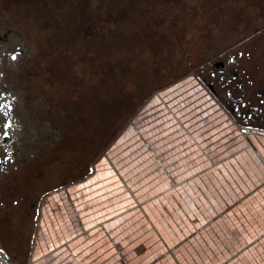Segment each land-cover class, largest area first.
<instances>
[{
	"label": "flooded vegetation",
	"instance_id": "af4514ba",
	"mask_svg": "<svg viewBox=\"0 0 264 264\" xmlns=\"http://www.w3.org/2000/svg\"><path fill=\"white\" fill-rule=\"evenodd\" d=\"M126 1L0 0V239L9 253L26 251L40 205L36 250L46 201L82 177L71 170L87 171L125 131L128 110L137 109L132 120L182 79L195 80L219 128L264 137V0H181L187 9L149 0L135 19ZM160 24L167 35L156 41Z\"/></svg>",
	"mask_w": 264,
	"mask_h": 264
},
{
	"label": "crops",
	"instance_id": "0c3cea01",
	"mask_svg": "<svg viewBox=\"0 0 264 264\" xmlns=\"http://www.w3.org/2000/svg\"><path fill=\"white\" fill-rule=\"evenodd\" d=\"M142 113L138 112L125 128L134 127L138 142L129 155L124 156L122 149L115 152L113 145L101 158L107 162L106 170L94 166L88 182L80 180L57 193L56 200L60 195L70 209L57 206L56 233L48 230L49 226L43 228L36 247H41L39 256L34 250L30 263L264 264V252L244 245L252 230L235 226L240 218L234 222L225 214L227 209L221 210L240 201L246 219L253 216L252 222H261L253 212L261 211L258 206L264 201V187L251 196L241 195L264 180V137L251 141L242 138L253 151L241 157L246 169L241 172L238 162L223 164L230 156L221 159L216 153L221 146L217 138L205 139V143L216 146L205 150L203 136L200 138L189 129L191 125L181 124L177 118L168 121L165 137H158L161 132L148 135L140 127ZM126 136L124 131L119 140L126 141ZM172 141L178 150L169 147ZM111 152L116 153V161ZM132 153L136 159L133 164L128 160ZM183 157L192 159L190 165ZM239 175L248 176L250 184L243 181L239 186L235 182ZM176 212L181 213L182 220ZM144 236L149 245L142 242ZM180 236L200 238L195 244L190 240L187 244L188 238L181 244Z\"/></svg>",
	"mask_w": 264,
	"mask_h": 264
},
{
	"label": "rangeland",
	"instance_id": "374dc122",
	"mask_svg": "<svg viewBox=\"0 0 264 264\" xmlns=\"http://www.w3.org/2000/svg\"><path fill=\"white\" fill-rule=\"evenodd\" d=\"M148 1L149 0H127L126 1L127 2L126 6L127 8H129L133 19L139 18L141 15H143L145 11L144 5ZM175 1H176V5L187 9V6L185 7V4L181 0H175ZM149 8H150V5H147L146 10ZM155 20L156 19H154L153 21ZM163 25L164 24H160L156 30V34L154 35V38L156 41L164 40L165 38L164 36L167 35L166 28L163 27ZM179 35H181V33ZM144 40L145 41L144 42L142 41V43H149V44L151 43L150 40L149 41H147L146 39ZM124 45L126 46V44ZM134 48L139 51L141 50L140 47H134ZM152 54H156V53H152ZM132 60H135V57H132ZM154 61L156 62V66H158V64L159 66H161L160 61H156V60ZM125 64L126 65L128 64V60L125 61ZM137 65H138V68H140L141 66H144L143 63L140 62V60H137ZM134 78H135L134 75L127 76V80H126L127 87H129V85H133L134 87L133 82L130 83L132 80H134ZM133 87L131 90H133ZM199 88L200 87L197 85L194 79L185 78V79H182L180 82H176L175 84L171 85L169 88L161 89L160 91H158V93L155 94L152 101L148 103L146 106H144V109H142L143 113L140 116L141 118H139L141 122L140 127H142V130L145 132V134L148 133V135H152V134H157V132H161L158 135V137H161L162 134H164L163 137H165L167 133L166 127H167L168 121L172 122L174 118H177L181 124L183 123L186 126L191 125L190 126L191 128L189 129L192 132L199 134L200 138H202L203 136L204 143L206 142L205 139L207 140V138L209 139L215 138V140L217 138L218 143H220L221 146L216 150L217 152L216 151L215 152L218 155H220L221 159L226 156H230L226 159H223L224 160L222 161L223 164L224 163L231 164V162H238V167L240 168V171L246 172V169L244 168L245 164L242 165L243 160L241 159V157L246 152L247 153L252 152L253 149L250 147V144L246 142V140L242 139V137L239 135V133L236 130H233L232 128L231 129L227 128L224 125V123H223V127L219 128L218 127L219 125L216 126L217 118L213 115L211 116V113H210V111L213 110V107H211V105L209 106L204 101L205 99L202 96V92L200 91ZM134 122H135V119H134ZM125 134L127 135L126 141H120L119 140L120 137L116 138V140L108 148V151L114 145L115 152H117V150L119 149H122L121 153L125 156L126 154L129 155L131 153V150L134 149L136 146H138V142L135 143L134 137L136 135V132L133 126L128 127L125 130ZM175 139L176 138H174V140ZM207 143H208V147L205 146V144ZM207 143L204 144L205 150L207 149L208 151H210L212 150V148H216V146L214 147V143H211V142L209 143V141H207ZM167 146H168V143H166L164 147H167ZM172 146H174V149H172L173 148ZM169 147L174 151L178 150L177 148H175V142L173 141L169 143ZM115 154L111 152V155L114 156L113 157L114 160L116 159ZM133 155L134 154L132 153L129 157ZM177 155L179 157V154ZM183 158H185L186 161H188V165H190L191 162L189 160H192V159H189L188 157H183ZM128 160L131 162V164H133L136 159L131 157ZM261 163L264 166V163L263 162ZM95 166L97 167V169H100V170H103V169L106 170V168H108L107 162L104 159H99L95 163ZM224 171L226 170L224 169ZM88 179L86 178L82 180L81 182H88ZM222 180L224 183L229 181V179H227V181H225L224 179ZM243 181L244 183L247 182L248 184H250L249 177L248 176L244 177L242 175H239V181L236 180L235 182L238 183L239 186H241L243 184ZM263 181L261 182V184L258 183L256 185H252L251 188L246 191V193L241 195V197L246 196L248 194L249 196H251L252 194L257 193L259 190H263L264 189ZM55 196L47 200L45 203L44 212H43L42 221H41V234H42L43 228H47V226H49V229L47 228L48 230H51L54 234L56 233L55 227L56 225L57 227L59 226V221L57 220L54 221V218H55L54 215H55V209H57L58 205L59 206L63 205L64 207L67 206L68 209H70L68 202L62 201L63 198H61L60 195L57 196V200ZM261 197L264 198L263 196ZM100 200H102L101 197H100ZM68 201H69V198H68ZM262 202L263 204L261 206H258L261 211L259 212V210H257L258 213L253 212L255 213V216H257L256 218L260 219L261 222L259 224L252 222L253 216H250L249 220L246 219L247 217L244 215L247 212H244L245 209H244V206L242 205L243 202L240 203L239 201V203L235 205L229 203L227 204L226 207L224 206L221 209V210L227 209L225 214L228 213V215L232 217L234 222L240 218V220H238L239 222L235 224V226L238 225L241 229L246 227V230L250 229L249 232L252 230L251 231L252 235H250V238L247 239L248 243L244 245L248 244L252 247L259 248L260 253L264 252V201ZM176 213H177V216L180 217L179 220H182L181 213H178V212ZM242 217L244 219L241 220ZM243 220H244V223H243ZM249 222H250V225L248 224ZM62 226H63V222L61 221V227ZM59 231L61 230L58 228V232ZM182 236L179 237V241L181 242V244H183L188 238V237L184 238ZM198 238L200 237L197 236V237L192 238L191 240L188 238L187 244H188V240H190V242H193V244L198 243ZM128 239H133V238H128ZM62 241L63 240H60L58 242H62ZM179 241L174 242L173 244L177 245ZM142 242L143 243L145 242L146 245L150 244L148 242V238H146V241H145V236L142 237ZM199 243L202 245L204 244V242L202 243L200 239H199ZM192 246L195 247V245H192ZM192 246L191 248L193 249ZM40 250H41V247L40 249L37 248L36 250L37 256H39L38 253L40 252ZM0 264H5V263L0 259Z\"/></svg>",
	"mask_w": 264,
	"mask_h": 264
},
{
	"label": "water",
	"instance_id": "95a60500",
	"mask_svg": "<svg viewBox=\"0 0 264 264\" xmlns=\"http://www.w3.org/2000/svg\"><path fill=\"white\" fill-rule=\"evenodd\" d=\"M164 78L162 77V80ZM161 80V81H162ZM160 81V80H159ZM161 84V82L159 83ZM139 107V105L137 106ZM141 107V106H140ZM139 107V108H140ZM138 108V109H139ZM136 108L133 107L132 110H128V119L125 123V126L128 125V123L130 122L132 116H129V114H133L134 112H136ZM124 125V123H123ZM124 126V127H125ZM115 140V137H111L110 138V141L108 142L107 144V147H109ZM92 153V150L90 152V154ZM89 154V156H90ZM95 154H91V157L94 156ZM100 155H103V152H100L92 161L91 163L89 164V167L87 169V171H84L83 168L85 167L84 163H81L76 169H73L71 170L72 172H74V174L78 177L80 173H82V177H78L79 180H83V178H87V176H89L93 171H94V166H95V163L98 161V157ZM88 156V158H89ZM90 157V158H91ZM39 206L40 205H37L36 208H35V215L33 216V218L31 219V227H32V230L30 231L29 234H27V237L26 239L28 240V247L26 249L25 252H19V253H9L4 247H3V244H2V241L0 239V258L6 263V264H31V259H32V256L34 254V243H35V235H36V232L38 230V223H39V220H40V216H39Z\"/></svg>",
	"mask_w": 264,
	"mask_h": 264
},
{
	"label": "snow or ice",
	"instance_id": "6c2138e0",
	"mask_svg": "<svg viewBox=\"0 0 264 264\" xmlns=\"http://www.w3.org/2000/svg\"><path fill=\"white\" fill-rule=\"evenodd\" d=\"M12 59H16V57H15V56H13V57H12Z\"/></svg>",
	"mask_w": 264,
	"mask_h": 264
},
{
	"label": "bare ground",
	"instance_id": "6f19581e",
	"mask_svg": "<svg viewBox=\"0 0 264 264\" xmlns=\"http://www.w3.org/2000/svg\"><path fill=\"white\" fill-rule=\"evenodd\" d=\"M249 133V132H248ZM250 134V133H249ZM254 145V144H253Z\"/></svg>",
	"mask_w": 264,
	"mask_h": 264
}]
</instances>
